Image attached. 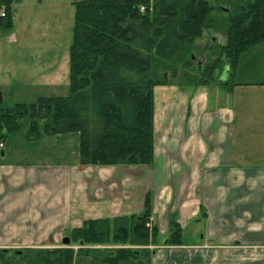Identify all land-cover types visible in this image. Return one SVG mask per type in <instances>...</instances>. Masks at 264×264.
<instances>
[{"label": "trees", "instance_id": "16d2710c", "mask_svg": "<svg viewBox=\"0 0 264 264\" xmlns=\"http://www.w3.org/2000/svg\"><path fill=\"white\" fill-rule=\"evenodd\" d=\"M21 1L0 0V26L11 25L14 5ZM73 5L69 94L0 104V144L23 126L29 139L77 132L82 165L151 164L153 87L180 84L179 78L205 86L224 66L228 72L219 85L229 87L240 54L264 42V0H231L226 11L208 0H79ZM205 30L221 33L224 41L211 34L202 48L205 61L194 66L191 52L199 49L196 41ZM150 217L147 196L138 215L90 219L70 230L72 243L102 245L112 238L117 247H41L11 254L0 248V264H73L79 255L90 264H151L147 246L157 243L158 227ZM180 242L172 221L166 243Z\"/></svg>", "mask_w": 264, "mask_h": 264}, {"label": "crops", "instance_id": "0c3cea01", "mask_svg": "<svg viewBox=\"0 0 264 264\" xmlns=\"http://www.w3.org/2000/svg\"><path fill=\"white\" fill-rule=\"evenodd\" d=\"M239 65L235 84L211 92L209 84L153 87L151 164L68 166L62 156L42 167L0 163V243L38 242L29 229L71 230L90 219L138 215L148 196L158 242H167L172 221L181 232L180 244L160 245L152 264H264L257 248L241 249L264 244V66ZM56 136L34 140L61 145ZM23 176L34 183L11 195ZM202 220L201 241L185 242L189 221ZM18 229L21 239H6Z\"/></svg>", "mask_w": 264, "mask_h": 264}, {"label": "rangeland", "instance_id": "374dc122", "mask_svg": "<svg viewBox=\"0 0 264 264\" xmlns=\"http://www.w3.org/2000/svg\"><path fill=\"white\" fill-rule=\"evenodd\" d=\"M76 1L79 0H24L22 4L14 5L11 25L0 26L1 106L10 107L18 102L31 103L39 96H65L69 94L70 27L73 22V4ZM230 1L208 0L215 9L220 8L224 11L228 9ZM213 33L205 30L203 36L197 39L196 44L199 46V49L191 52L194 66L201 65L205 61V54L202 48L211 41V34ZM220 34L219 32L216 35L213 34V37L215 40L223 42L224 37H220V39L218 37ZM261 60L262 62L264 61V42L257 43L242 52L238 62L243 65L246 62L259 63ZM227 70V66H224L223 70H220L223 71L222 73L218 74L216 72L214 81L205 87L204 90L211 92L220 86L219 82L224 81V78L222 80L220 79L225 76ZM166 73L167 77H169V72L166 71ZM183 79L186 78H179L176 82L180 83V85H185ZM26 132V126H23L8 135L5 140V145L2 144L1 147L5 150V155L3 156L0 153V163L20 164V166L25 167H42L47 163L57 162L60 156L65 158L68 166L78 162L79 136L77 132L58 134L60 136L53 135L57 139H61V145L53 143L50 137H44L43 140H47L43 142L28 139ZM35 174H33V177ZM33 183V179L24 177L21 180V184L17 187L18 190L15 188H9L8 190L9 192L12 191L11 195H15L19 192H25ZM203 225V220L200 223L189 221L187 227L183 229L182 239L185 242L201 241V235L204 233ZM18 231L19 229L16 234H6L9 236L6 239H21V235L18 236ZM48 231L49 229H29L26 231V235H36L38 242L32 244L19 242L0 243V248L7 249L9 251L8 254H11L13 251H22L26 248L63 247L65 246L62 243L64 236L70 240L68 246H73L74 249L79 247L86 249H95L96 247L109 249L119 246L112 238H110L107 244L96 245L94 243L83 242V244L81 242L83 244L81 246L82 244L72 243L70 229L68 228ZM259 231L263 233L264 229L259 228ZM165 243L158 242L157 240L156 244L147 246L150 251L151 264L154 252L160 245ZM255 248L260 250V253H264V244H244L241 247L244 251H252ZM199 263L219 264V259L214 260L212 258L210 262L207 260L204 262L200 259ZM73 264H90V260L87 256L79 255L75 256Z\"/></svg>", "mask_w": 264, "mask_h": 264}, {"label": "water", "instance_id": "95a60500", "mask_svg": "<svg viewBox=\"0 0 264 264\" xmlns=\"http://www.w3.org/2000/svg\"><path fill=\"white\" fill-rule=\"evenodd\" d=\"M214 40V39H213ZM224 77H221V79L220 80H222ZM2 103V93L0 92V104ZM3 154V151H1V155ZM62 243L65 245V246H68L69 245V243H70V240H69V238L68 237H64L63 239H62ZM4 250H7V249H5L4 248ZM21 252V250H16L15 251V253H20ZM140 264H142V263H140Z\"/></svg>", "mask_w": 264, "mask_h": 264}, {"label": "built area", "instance_id": "2783aa9c", "mask_svg": "<svg viewBox=\"0 0 264 264\" xmlns=\"http://www.w3.org/2000/svg\"><path fill=\"white\" fill-rule=\"evenodd\" d=\"M1 147H2V144H0V149H1Z\"/></svg>", "mask_w": 264, "mask_h": 264}]
</instances>
